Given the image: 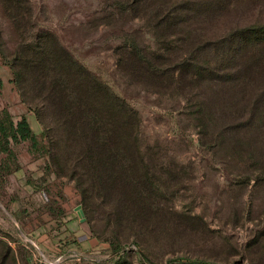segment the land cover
<instances>
[{
	"label": "rangeland",
	"instance_id": "1",
	"mask_svg": "<svg viewBox=\"0 0 264 264\" xmlns=\"http://www.w3.org/2000/svg\"><path fill=\"white\" fill-rule=\"evenodd\" d=\"M160 5L0 0V114L7 109L15 125L26 118L39 137L38 147L11 140V151H0V264L47 263L42 253L49 261L62 256L58 264H84L80 252L101 264H264L263 139L249 132L239 140L226 135L236 146L202 145L203 127L191 119L185 97L119 71L124 45L160 46ZM41 40L57 41L140 118L141 150L160 195L158 207L125 209L134 219L129 226L115 224L100 202L95 210L85 207L76 182L51 165L44 125L14 82L11 64L21 45ZM120 247L125 253L115 252Z\"/></svg>",
	"mask_w": 264,
	"mask_h": 264
},
{
	"label": "trees",
	"instance_id": "2",
	"mask_svg": "<svg viewBox=\"0 0 264 264\" xmlns=\"http://www.w3.org/2000/svg\"><path fill=\"white\" fill-rule=\"evenodd\" d=\"M159 1L156 16L166 38H159L157 50H141L138 42L124 45L119 71L134 83L185 97L191 119L203 127L202 145L212 140L221 148L236 146L226 135L239 140L249 132L264 141V0ZM55 42L21 45L11 61L14 82L44 125L41 137L55 171L76 182L89 210L100 202L115 224L129 226L134 219L125 209L158 207L160 195L141 150L140 118ZM38 138L26 118L15 125L7 109L1 112L0 151H11V140L38 147Z\"/></svg>",
	"mask_w": 264,
	"mask_h": 264
},
{
	"label": "crops",
	"instance_id": "3",
	"mask_svg": "<svg viewBox=\"0 0 264 264\" xmlns=\"http://www.w3.org/2000/svg\"><path fill=\"white\" fill-rule=\"evenodd\" d=\"M48 251V250H47ZM41 256H42V258H43V260L44 261H49L48 260V258H47V256H46V254H41ZM78 256H79V260H85L84 261V264H101V263H103V261L102 260H96V259H93V258H91L90 256H88L85 252H80V253H78ZM62 257V256H61ZM61 257H59L56 261H49V262H54V263H58V260H60L61 259ZM104 262H107V263H109L110 262V260L108 259H106V261H104Z\"/></svg>",
	"mask_w": 264,
	"mask_h": 264
},
{
	"label": "water",
	"instance_id": "4",
	"mask_svg": "<svg viewBox=\"0 0 264 264\" xmlns=\"http://www.w3.org/2000/svg\"><path fill=\"white\" fill-rule=\"evenodd\" d=\"M76 210H77L79 216L81 217V219H82L83 221H85V220H86V216H85V212H84V209H83L82 205H78V206L76 207Z\"/></svg>",
	"mask_w": 264,
	"mask_h": 264
},
{
	"label": "built area",
	"instance_id": "5",
	"mask_svg": "<svg viewBox=\"0 0 264 264\" xmlns=\"http://www.w3.org/2000/svg\"><path fill=\"white\" fill-rule=\"evenodd\" d=\"M44 264H58V263H54V262H47V263H44Z\"/></svg>",
	"mask_w": 264,
	"mask_h": 264
}]
</instances>
